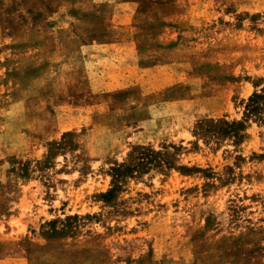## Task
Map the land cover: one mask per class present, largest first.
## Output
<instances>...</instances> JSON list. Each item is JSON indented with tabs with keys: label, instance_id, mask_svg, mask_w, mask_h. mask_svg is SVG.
Returning a JSON list of instances; mask_svg holds the SVG:
<instances>
[{
	"label": "rangeland",
	"instance_id": "374dc122",
	"mask_svg": "<svg viewBox=\"0 0 264 264\" xmlns=\"http://www.w3.org/2000/svg\"><path fill=\"white\" fill-rule=\"evenodd\" d=\"M263 92L264 0H0V264H264Z\"/></svg>",
	"mask_w": 264,
	"mask_h": 264
},
{
	"label": "trees",
	"instance_id": "16d2710c",
	"mask_svg": "<svg viewBox=\"0 0 264 264\" xmlns=\"http://www.w3.org/2000/svg\"><path fill=\"white\" fill-rule=\"evenodd\" d=\"M250 119L258 120L264 123V92L254 93L245 105L243 119L241 121L229 122L227 120H210L205 125L199 128V133L210 135L215 138L233 137L235 142L242 141L245 137L246 123ZM170 167L171 162L164 152H137L136 157H133L131 163L123 164L113 169L115 188L120 187L119 183L128 175L134 173H144L150 167ZM114 190L112 189L105 198L110 199L113 197Z\"/></svg>",
	"mask_w": 264,
	"mask_h": 264
}]
</instances>
